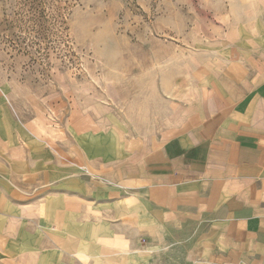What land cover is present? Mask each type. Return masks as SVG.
<instances>
[{
  "label": "crops",
  "instance_id": "1",
  "mask_svg": "<svg viewBox=\"0 0 264 264\" xmlns=\"http://www.w3.org/2000/svg\"><path fill=\"white\" fill-rule=\"evenodd\" d=\"M222 32L175 76L159 129L22 123L34 148L25 132L0 151V264H107L145 237L190 264H264V3Z\"/></svg>",
  "mask_w": 264,
  "mask_h": 264
},
{
  "label": "rangeland",
  "instance_id": "2",
  "mask_svg": "<svg viewBox=\"0 0 264 264\" xmlns=\"http://www.w3.org/2000/svg\"><path fill=\"white\" fill-rule=\"evenodd\" d=\"M262 3L0 0V151L25 132L34 148L23 124L51 136L83 114L82 128L108 122L124 137L159 129L180 69ZM121 246L107 264H190L167 241Z\"/></svg>",
  "mask_w": 264,
  "mask_h": 264
}]
</instances>
